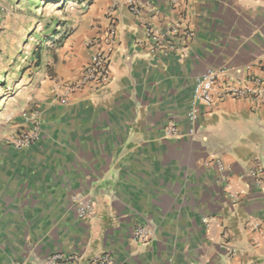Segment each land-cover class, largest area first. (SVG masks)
I'll return each instance as SVG.
<instances>
[{"label": "crops", "instance_id": "obj_1", "mask_svg": "<svg viewBox=\"0 0 264 264\" xmlns=\"http://www.w3.org/2000/svg\"><path fill=\"white\" fill-rule=\"evenodd\" d=\"M137 1L138 15L125 0L93 1L60 45L39 47L23 104L38 138L10 143L24 108L0 131V264L55 252L79 264L102 253L112 264H264V97L223 96L208 107L193 99L208 69L232 82L264 77V0ZM110 20L109 78L79 85L108 44ZM147 24L176 27L172 49L152 51ZM170 123L178 135L165 134ZM75 196L93 200L90 218L77 215ZM137 226L149 229L145 242L134 239Z\"/></svg>", "mask_w": 264, "mask_h": 264}, {"label": "built area", "instance_id": "obj_2", "mask_svg": "<svg viewBox=\"0 0 264 264\" xmlns=\"http://www.w3.org/2000/svg\"><path fill=\"white\" fill-rule=\"evenodd\" d=\"M176 2V0H174ZM125 6L133 15L140 13V4L137 0H125ZM2 8H0V12ZM173 29L161 32L153 28L150 24L145 26L146 36L152 42V51H157L160 48L168 47L172 49L170 32L174 35L177 33ZM106 40L108 44L106 48H97L90 56L87 63L84 65L79 85L85 82H105L110 74V61L113 48L110 46V41L113 40L116 34V23L110 20L105 31ZM186 37H192L193 32L185 30L182 32ZM97 40H92L90 43L95 44ZM37 47V46H36ZM36 47L34 49H36ZM78 84L68 86L67 92L73 90ZM251 96L261 99L264 97V77H252L248 81L237 80L232 82L223 69H208L196 81L193 93V99L203 105L210 106L216 98L223 96H230L232 98H239L242 96ZM66 100L60 98V102L64 103ZM36 115L27 110L21 111L23 118V125H21L17 133L10 136V143L14 148H26L33 145L39 135V123L36 120ZM189 120L196 122L198 120V113L195 109L189 112ZM180 132L173 123H170L165 128V134L178 135ZM76 213L80 218H90L94 213V202L89 196H75ZM206 221V220H203ZM252 227H257L258 223H251ZM223 238L228 237L226 231L221 233ZM133 237L136 241L145 242L149 237V229L147 226H137L133 231ZM80 257L73 254L62 252L52 253L43 258L38 264H79ZM85 264H112V258L109 254L102 253L95 255L87 260ZM199 264V263H190Z\"/></svg>", "mask_w": 264, "mask_h": 264}, {"label": "rangeland", "instance_id": "obj_3", "mask_svg": "<svg viewBox=\"0 0 264 264\" xmlns=\"http://www.w3.org/2000/svg\"><path fill=\"white\" fill-rule=\"evenodd\" d=\"M93 1L100 0H17L12 7L0 6V15L10 17V27L0 34V131L14 119L10 111L29 109L23 104L30 77L40 70L34 48H52L59 33L72 31Z\"/></svg>", "mask_w": 264, "mask_h": 264}, {"label": "trees", "instance_id": "obj_4", "mask_svg": "<svg viewBox=\"0 0 264 264\" xmlns=\"http://www.w3.org/2000/svg\"><path fill=\"white\" fill-rule=\"evenodd\" d=\"M71 33V31L69 30H65L64 32H60L59 33V36L56 38L57 39V41H56V44L57 45H60L61 43H62V41L64 40V38H66L69 34ZM45 34L47 35V32H45ZM39 47H40V45H38L37 47H36V49H34L33 51H32V57H33V59H34V61H35V63H36V65L37 66H39V61H40V58L38 57V50H39Z\"/></svg>", "mask_w": 264, "mask_h": 264}]
</instances>
